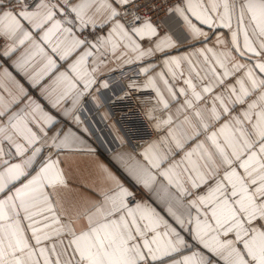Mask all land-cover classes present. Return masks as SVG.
<instances>
[{
  "label": "snow or ice",
  "instance_id": "obj_1",
  "mask_svg": "<svg viewBox=\"0 0 264 264\" xmlns=\"http://www.w3.org/2000/svg\"><path fill=\"white\" fill-rule=\"evenodd\" d=\"M132 66L164 134L104 162L79 113ZM0 264H264V0H0Z\"/></svg>",
  "mask_w": 264,
  "mask_h": 264
},
{
  "label": "crops",
  "instance_id": "obj_2",
  "mask_svg": "<svg viewBox=\"0 0 264 264\" xmlns=\"http://www.w3.org/2000/svg\"><path fill=\"white\" fill-rule=\"evenodd\" d=\"M38 35V34H37ZM83 49H78L75 53H73L71 56H69L65 61L61 62L59 61L58 57H56L57 62H58V69L57 71H66L68 70V65L71 64L76 57L80 54V52ZM159 70V69H157ZM120 72L119 70H117L115 73ZM71 75V73H69ZM114 74V73H112ZM108 75L109 74H105ZM111 75V74H110ZM104 77H98V79H103ZM135 81L136 84H141L143 81V77L141 76L138 79H133ZM130 81L127 82V86L129 84ZM183 86L182 81H177L175 83V87L179 88ZM78 87L82 88V85H78ZM99 87V85H95L92 89L93 92L96 93V95L98 96V98L100 99V103H101V107L97 108L92 100L91 97H85V104H84V109L81 111V113H79L82 117V120L85 122V124L87 126H90L91 128V133H93L94 135H92L91 139L92 142L94 144L95 147L99 148L100 151L97 153V155L99 156V158L104 161L107 162L105 160V155H110V153L107 152V146L111 145L114 149L116 147H118V149L120 148V143L117 140V136H120L122 138H124V136L122 135L121 131L119 130L114 118L111 116L106 103L114 97V95L116 94V90H118L117 87H109L108 85V89H103L100 88L99 91L97 92V88ZM128 88V87H127ZM129 89V88H128ZM132 90V89H129ZM38 91V90H37ZM134 92H136L135 90H132ZM137 93V92H136ZM152 93L151 92H147L144 95H141L140 97H138V104L142 110V112L144 113V111L146 110V108L148 107V105L151 103L150 97H151ZM70 105V100L66 102L65 106ZM175 106H173L174 108ZM156 136L151 140H155L158 138L159 135H163L164 132L161 133H155ZM150 141V142H151ZM149 142V143H150ZM147 143V144H149ZM143 145L142 147L139 148V151H142L143 148L147 145ZM190 146V145H189ZM129 150V149H127ZM130 151V150H129ZM137 153V154H138ZM138 159H142L141 157L137 156ZM175 159H179V154L175 155L174 157ZM85 161H88V158H85ZM167 166V165H165ZM126 186L129 187L130 191H133L134 193H136L137 188H133L130 184L126 183ZM139 189H142L145 193L146 196H148V193L140 186H137ZM145 197L141 196V195H137L136 199H144Z\"/></svg>",
  "mask_w": 264,
  "mask_h": 264
},
{
  "label": "built area",
  "instance_id": "obj_3",
  "mask_svg": "<svg viewBox=\"0 0 264 264\" xmlns=\"http://www.w3.org/2000/svg\"><path fill=\"white\" fill-rule=\"evenodd\" d=\"M130 77L132 79L141 77L134 66L125 70L122 74L117 72L108 76L107 83L109 87L114 86L118 90H116L114 97L106 103V106L124 138H127L128 142L133 146L128 149L138 153L139 148L149 143L156 134L149 127L138 104V97L145 93H136L127 88V82ZM115 149H118V147ZM137 195L145 197L146 193L139 189V191H136V197Z\"/></svg>",
  "mask_w": 264,
  "mask_h": 264
}]
</instances>
